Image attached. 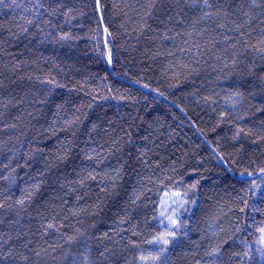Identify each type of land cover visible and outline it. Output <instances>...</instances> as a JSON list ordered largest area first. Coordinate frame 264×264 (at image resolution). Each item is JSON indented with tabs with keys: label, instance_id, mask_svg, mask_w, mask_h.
Here are the masks:
<instances>
[{
	"label": "trees",
	"instance_id": "obj_1",
	"mask_svg": "<svg viewBox=\"0 0 264 264\" xmlns=\"http://www.w3.org/2000/svg\"><path fill=\"white\" fill-rule=\"evenodd\" d=\"M209 3L3 0L0 264H140L175 191L165 264H262L264 0Z\"/></svg>",
	"mask_w": 264,
	"mask_h": 264
},
{
	"label": "snow or ice",
	"instance_id": "obj_2",
	"mask_svg": "<svg viewBox=\"0 0 264 264\" xmlns=\"http://www.w3.org/2000/svg\"><path fill=\"white\" fill-rule=\"evenodd\" d=\"M3 3V0H0V4ZM193 6H196V0H193ZM203 6L204 8H208L211 9L212 8V4L209 3V0H203ZM39 7H43V5H39ZM149 7H151V5H149ZM97 9H99V0H97ZM72 9H68V12H71ZM222 11V9H221ZM150 14V13H148ZM212 13L211 12H204V17L211 19L212 18ZM219 15V13H218ZM227 14L224 13V16H226ZM245 15H248L247 13H245ZM68 13H65V17L67 19ZM29 24L32 23L31 20L28 21ZM219 27L223 28L225 27L224 23H219L218 24ZM243 27V25H239L237 24L235 27V31L240 32V29ZM25 31H27V29H25ZM105 31L107 32V29H105ZM244 37V33L240 32V39L237 40L235 43L231 44V47L235 50L237 49V45H239L241 42H243L245 44V46H248V42L246 40H243ZM72 37L70 36L69 33H61L59 34V40L60 41H66L71 39ZM165 38H168L167 36ZM229 37H225V40H228ZM258 43V47L257 46H252L254 48V50L261 54L264 55V35L261 36L260 40L257 42ZM235 54V53H234ZM109 62H111V57L109 54ZM233 63H235V59L233 60ZM236 96L241 95L239 92H237L235 94ZM235 102V101H234ZM223 115V113L221 114ZM69 123V122H66ZM95 127V125L93 126ZM242 130L238 129L237 130V136H239L240 132ZM93 152H95V149H93ZM99 155V154H97ZM87 159L92 160L93 156L92 155H87ZM15 171V170H13ZM262 172H264V169H261ZM107 173H104V176H107ZM252 174L249 173V176H251ZM120 177V170L116 169L115 170V174L113 176H111V180L113 182H115L117 179H119ZM5 179H8L7 177H5ZM87 179H91V180H96V175L93 172H88V176ZM12 183H15V181L13 180ZM254 183V182H253ZM81 184H83V179L81 180ZM33 187L35 188H39V185H34ZM192 187L194 188L195 185H192ZM102 191L104 190L103 188L101 189ZM33 194L31 192L28 191L27 188L22 189V195L21 197L16 201V203L18 205L23 206L25 204V199H31V196ZM187 194L186 193H181L179 191H175L172 193H168L165 192L164 194V198L161 199L160 201V205H159V214L158 216H154L153 218L155 220L158 221L159 227H160V231H157L150 240L146 241V243L153 249L151 251H148L147 254H145L144 252H141V254L139 255V261L140 264H165V260H166V253L168 252V247L170 244H172L176 238H177V234L178 232L181 230V228L184 226L183 225V221L181 219V214H180V210L184 209L186 210V205L188 204V199L186 198ZM140 196L137 195L136 199H139ZM170 201V202H169ZM135 202V201H133ZM246 203V202H245ZM4 205L2 203H0V207H3ZM79 211H84V209H80ZM241 211H243V209H241ZM74 214H78V213H74ZM55 219V217H53V220ZM166 221V223H165ZM63 226V225H61ZM44 227V231L47 232L48 230H55V231H59L60 229L56 227L55 223L49 222L46 224V226ZM79 231V230H77ZM237 231H239V229H237ZM256 231L260 234L258 240L256 241L257 243V248H256V252L259 253L262 264H264V226L258 227L256 229ZM134 235L136 233H133ZM75 239V236H69L68 240L72 241ZM242 244H244L245 246V251L243 252V256L241 257L242 259L244 257H247L249 260H251V246L248 245L247 241H241ZM136 247H139V245H135ZM37 256L40 255L39 252L36 253ZM209 255H218V250L217 249H213V251L211 253H209ZM237 256H240V253H236ZM25 259H27L25 257Z\"/></svg>",
	"mask_w": 264,
	"mask_h": 264
},
{
	"label": "water",
	"instance_id": "obj_3",
	"mask_svg": "<svg viewBox=\"0 0 264 264\" xmlns=\"http://www.w3.org/2000/svg\"><path fill=\"white\" fill-rule=\"evenodd\" d=\"M110 66H111V63H110ZM110 73L112 74V70L110 69ZM262 175H264V172L263 173H261V174H258V175H256V176H254V177H252V178H250L251 180H253V179H257V178H259L260 176H262Z\"/></svg>",
	"mask_w": 264,
	"mask_h": 264
},
{
	"label": "rangeland",
	"instance_id": "obj_4",
	"mask_svg": "<svg viewBox=\"0 0 264 264\" xmlns=\"http://www.w3.org/2000/svg\"><path fill=\"white\" fill-rule=\"evenodd\" d=\"M263 176V175H262Z\"/></svg>",
	"mask_w": 264,
	"mask_h": 264
}]
</instances>
